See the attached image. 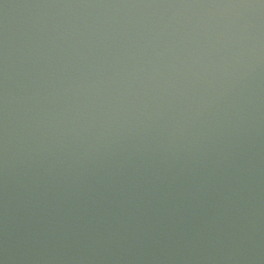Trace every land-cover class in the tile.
Instances as JSON below:
<instances>
[{"label": "water", "instance_id": "obj_1", "mask_svg": "<svg viewBox=\"0 0 264 264\" xmlns=\"http://www.w3.org/2000/svg\"><path fill=\"white\" fill-rule=\"evenodd\" d=\"M0 264H264V0H0Z\"/></svg>", "mask_w": 264, "mask_h": 264}]
</instances>
